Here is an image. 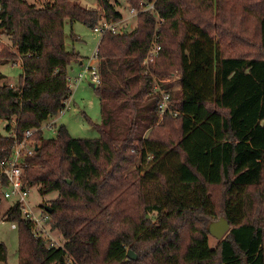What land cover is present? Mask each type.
<instances>
[{
  "label": "trees",
  "instance_id": "16d2710c",
  "mask_svg": "<svg viewBox=\"0 0 264 264\" xmlns=\"http://www.w3.org/2000/svg\"><path fill=\"white\" fill-rule=\"evenodd\" d=\"M96 1L90 9L74 0H0V33L15 50L4 49L0 63L18 55L22 69L17 86L0 73L6 131L14 118L20 136L65 107L67 66L81 59L66 50L65 22L92 28L123 16L117 2ZM125 2H153L162 20L146 10L131 32L101 35L98 137H73L64 125L51 138L34 133L24 184L40 196L56 192L47 224L63 242L50 246L11 206L17 264H264V0ZM248 18L254 28L244 35ZM154 34L161 51L144 72ZM232 41L262 56L225 54ZM174 70L177 91L166 80ZM11 146L0 134V158ZM220 216L229 229L210 246L207 226ZM0 263L8 264L3 243Z\"/></svg>",
  "mask_w": 264,
  "mask_h": 264
},
{
  "label": "rangeland",
  "instance_id": "374dc122",
  "mask_svg": "<svg viewBox=\"0 0 264 264\" xmlns=\"http://www.w3.org/2000/svg\"><path fill=\"white\" fill-rule=\"evenodd\" d=\"M28 3H42L45 0H26ZM80 5L86 8L94 9L97 8L96 0H74ZM116 5L117 9L124 15L127 16V5L125 0H110ZM239 9V7H237ZM135 23V20H132ZM242 26L244 28V35H249L254 28V21L251 18L243 19ZM65 33V47L67 51L78 53L82 59V65L78 62L73 61L67 66V77L72 79L77 73L86 66L89 59L93 55L94 51L98 46L101 35L94 32L91 27L79 22V21H66L64 24ZM3 43H0V54L7 49L8 52L14 53V48L10 45L5 36H1ZM250 43L247 45L242 44L240 41H232L229 47L226 49L225 54H234L235 52H247L253 51L255 55L262 56L257 52V49L251 48ZM232 49V51H231ZM237 54V53H236ZM7 63H0V73L5 75V82L10 86H17L19 84L21 69V59L17 55ZM15 62V63H14ZM179 77L177 70H174L172 75L169 76V81H172V88L177 91L179 81L175 82L172 79ZM154 79H156L154 77ZM95 86H91L88 79H83L79 83L72 85L71 96L66 101V108L64 111L57 115H54L42 122V135L47 138L55 136V131L60 125H64L70 135L76 138H96L98 137V131L96 124L100 122V106L96 96ZM54 121L52 128H47L46 124ZM5 121H0V134H5ZM56 197V192H52L46 196H40L37 191V186L33 185L29 191V205L33 209L37 216L42 214V210L45 205H49V201ZM222 197V188L217 187L213 190V198L216 203H219ZM13 198H4L2 190H0V243L6 246L7 250V263L17 264V248H18V230L11 227V221L6 220V211L13 206ZM45 231L48 236L52 237L56 243L62 244L63 240L58 231H51L49 225L45 226ZM216 239L209 235L208 244L215 246ZM1 264V263H0Z\"/></svg>",
  "mask_w": 264,
  "mask_h": 264
},
{
  "label": "built area",
  "instance_id": "2783aa9c",
  "mask_svg": "<svg viewBox=\"0 0 264 264\" xmlns=\"http://www.w3.org/2000/svg\"><path fill=\"white\" fill-rule=\"evenodd\" d=\"M146 10H150L153 13V15L155 16L156 24H158L162 20L158 12L154 8L153 2H141L138 8L127 5V16H122L119 20L116 21L103 18L100 22L92 27V30L99 33L100 35H103L105 32H110L113 35H122L124 33H129L134 29L136 25L137 14ZM132 20H135V23H132ZM1 36L2 35L0 33V43H3V39L1 38ZM160 51L161 45L157 41V35L154 34L147 48L146 54L141 61L142 66L145 67L144 72H148V65L155 62L160 54ZM98 65V50L96 48L87 65L83 66V68L72 79V82L71 78H68L69 87L72 88V85L74 86V83H79L85 78L88 79L89 83L93 84V86L96 87L97 85H99L100 73ZM172 78H174L172 80L175 82L179 81V77L175 78L174 76H172ZM66 108H68V105H66L65 102V107L60 112L64 111ZM166 109L167 94H164L162 95V99L159 102L158 115L161 116ZM52 124L54 125V121L46 124V127L52 128ZM38 131L42 132L41 126L26 129L19 136L16 130V121L14 118L11 120L10 128L8 131L5 130L4 136H9L10 138H12V146L10 148L9 154L3 158H0V182L2 178L7 182V186H3L0 184V190H2V195L4 198H13V206H19L22 217L34 223L38 235L47 237L48 244L50 246H59V244L56 243L52 237L48 236L44 229L45 226L48 225L47 223L50 219L49 213L44 209L42 210L43 212L42 214H40V216H37L34 213L28 201L29 191L31 187L25 185L23 180L24 170L28 166L27 159L34 154L38 146L36 139L33 138L34 133ZM11 227L16 229V222L12 221Z\"/></svg>",
  "mask_w": 264,
  "mask_h": 264
},
{
  "label": "water",
  "instance_id": "95a60500",
  "mask_svg": "<svg viewBox=\"0 0 264 264\" xmlns=\"http://www.w3.org/2000/svg\"><path fill=\"white\" fill-rule=\"evenodd\" d=\"M93 84H91L92 86ZM44 210L48 213L51 212V207L49 205L44 206ZM229 229V223L227 219L223 216H220L217 220L209 222L207 226V232L215 239H220ZM127 256L129 259H135L136 255L131 251L128 250Z\"/></svg>",
  "mask_w": 264,
  "mask_h": 264
},
{
  "label": "crops",
  "instance_id": "0c3cea01",
  "mask_svg": "<svg viewBox=\"0 0 264 264\" xmlns=\"http://www.w3.org/2000/svg\"><path fill=\"white\" fill-rule=\"evenodd\" d=\"M123 15V14H122ZM124 16V15H123ZM78 64L82 65V59H80L79 61H77ZM71 92H72V88H71Z\"/></svg>",
  "mask_w": 264,
  "mask_h": 264
}]
</instances>
